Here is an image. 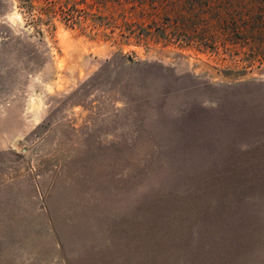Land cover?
Segmentation results:
<instances>
[{"label":"rangeland","instance_id":"rangeland-1","mask_svg":"<svg viewBox=\"0 0 264 264\" xmlns=\"http://www.w3.org/2000/svg\"><path fill=\"white\" fill-rule=\"evenodd\" d=\"M259 2L0 0V264H264Z\"/></svg>","mask_w":264,"mask_h":264},{"label":"trees","instance_id":"trees-1","mask_svg":"<svg viewBox=\"0 0 264 264\" xmlns=\"http://www.w3.org/2000/svg\"><path fill=\"white\" fill-rule=\"evenodd\" d=\"M258 14L254 13V6L252 4L246 5V18L243 23L242 31H245L243 37L244 45L250 47L249 57L250 63H264V0H260L258 3ZM218 28H222V21L217 20ZM232 29L238 27H231ZM238 32V29H235ZM239 34V33H238Z\"/></svg>","mask_w":264,"mask_h":264}]
</instances>
